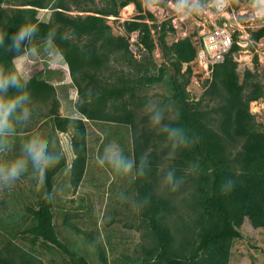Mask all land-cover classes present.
<instances>
[{
    "label": "trees",
    "instance_id": "obj_1",
    "mask_svg": "<svg viewBox=\"0 0 264 264\" xmlns=\"http://www.w3.org/2000/svg\"><path fill=\"white\" fill-rule=\"evenodd\" d=\"M10 1L13 7H5ZM98 1L101 6H96V0H0V35H5L4 45L0 46V72H16L14 59L46 41L67 63L79 94V100L74 105L70 101L67 113L62 114L59 85L44 76L46 69L25 79L31 95L29 113L38 121L45 118V125L52 128L55 137L59 132L70 133L74 157L69 165L63 153L60 162L49 169L36 204L25 203L31 222L22 233L59 248L68 257V264H90L86 253L60 238L55 224V177L65 171L76 190L88 168V122H114L130 126L132 149H124L123 153L134 161L132 199L139 208V228L146 229L142 232L147 238L141 244V256L123 253V264H229L232 244L242 236L240 228L245 220L249 219L255 228H264V126L256 121L249 107L252 101L264 98V83L249 69L240 81L234 54L244 48L234 33L225 61L214 65L211 79L206 80L209 86L205 94L214 104H204L205 97L191 98L187 88L191 63L197 57L192 38L169 44L166 38L175 28L168 21L152 25L145 22L147 17L153 21L156 17L145 9L143 0ZM130 3L135 4L138 13L126 20L124 27L128 34L138 32L137 43L144 50L141 58L135 57L129 38L114 34L104 17L118 16ZM74 7L94 13L72 14ZM40 9L49 10L50 16L40 19ZM24 23L38 25L39 31L31 44L16 52L8 45ZM152 28L158 33L159 43L153 38ZM251 37L260 41L264 25L252 31ZM157 46L166 59L161 64L153 55ZM113 59L129 65L132 74L117 73L110 64ZM185 63L187 69L183 71ZM48 68L54 71L59 67ZM170 69V101L175 104V115L169 118V111L161 109L160 104L141 115L140 109L150 103L140 89L164 82ZM14 92L9 89L10 95ZM64 97L68 99L67 94ZM156 111L163 113L162 126L160 122L152 124ZM168 126L184 130V138L176 147L165 131ZM22 129L28 132L27 126ZM44 134L31 135L27 143L45 147L49 133ZM118 139L125 142L124 137ZM170 170L175 172L178 186L166 180ZM20 195L22 199L27 197L25 192ZM13 197L3 201L6 208L0 205L1 220L6 219L7 207L16 203ZM22 199L17 202L22 204ZM122 205L129 207L127 201ZM19 207V213H7L6 221L19 224V219H26ZM65 217V226L81 231L70 220L71 213ZM82 232L96 248L100 262L109 264L99 239L93 232ZM0 264L45 263L33 251L8 238L0 248Z\"/></svg>",
    "mask_w": 264,
    "mask_h": 264
},
{
    "label": "rangeland",
    "instance_id": "obj_2",
    "mask_svg": "<svg viewBox=\"0 0 264 264\" xmlns=\"http://www.w3.org/2000/svg\"><path fill=\"white\" fill-rule=\"evenodd\" d=\"M229 1L230 6L228 12L224 14V21L229 25L232 32L237 34L238 44L244 48L234 54L235 60L239 63L240 81L243 80L245 71L249 69L256 72L259 80L264 83V37L258 42L251 37L252 31L264 25V0ZM213 2L214 0L204 2L201 0H143L145 9L151 11L156 17L155 21L147 17L145 22L152 25L154 22L161 24L168 21L175 28L174 32L169 31L166 38L169 44L185 37H191L195 45L198 46L201 33L204 32L205 28L211 26L210 14L212 9L209 6ZM9 3L5 7H13V2L10 1ZM14 3L16 4V2ZM101 5L96 0V6ZM129 7L122 8L118 16L107 15L104 17H106V21L111 26L114 34L125 35L129 38L132 52L135 57L141 58L144 55V50L137 43L138 32L128 34L124 27V22L132 19L138 13L134 3ZM71 13L87 15L94 12H81L74 7ZM38 16L44 20L50 16V11L40 9ZM152 33L155 41L159 43L158 33L154 28H152ZM53 49L50 43L42 41L35 49L27 50L26 53L14 59L16 67L14 73L25 80L38 71L46 69L47 73L44 76L50 78L54 85H59L57 90L58 98L61 101L60 112L66 114V105L70 104V101L74 105L79 100V94L70 77L67 63L59 56L57 50ZM153 55L159 64L166 61L159 46L156 47ZM110 64L119 74L123 72L128 75L132 74L129 65L124 62H116L113 59ZM50 65L59 68L53 71L48 68ZM191 65V81L187 88L191 98L198 100L205 97L204 104L210 103V105H213L215 101L210 100V96L205 94L209 86L206 80L212 77L211 69H207L205 64L197 60L193 61ZM186 69L187 63L183 65L182 70L186 71ZM172 73L173 71L170 69L164 82L140 89L141 95H147L150 103L146 108L140 109L141 115L156 109L159 104L161 109L167 108L169 118L175 115V104L170 101L172 88L169 81ZM105 74L107 75L108 72ZM66 94L68 99L64 97ZM249 107L251 113L255 115L256 121L264 126V98L252 101ZM31 115L30 113L27 122L17 126V133L13 141L14 147L12 151L4 154V158L14 161L20 153L31 145L30 142L27 143L31 135L45 136L44 132L46 131V134L49 133V135L45 138V147L43 146V148L45 150L51 148L61 154L64 153L70 165L74 157L70 141L71 134L59 132L58 137H55L54 134L52 135V128L48 129L45 125V118L38 121L37 118ZM152 124L155 125V122L152 121ZM24 126L28 127V132L23 131L22 127ZM42 127L47 130H43ZM88 128L91 151L87 172L79 187L76 190L73 189L67 174H64L65 171L55 177V224L59 230L61 240L73 247L77 246L81 252L86 253L90 264L103 263L99 260L96 248L88 242L89 238L82 232L85 230L93 232V236L99 239L105 248L109 264H123L124 257L122 255L141 256V244L147 239L143 237L142 232L146 229L139 228V208L132 199L131 182L136 178L135 172L134 168L130 172H118L110 164H100L98 160L105 149L109 147L120 150L132 149L130 126L106 121H89ZM114 135L118 138L124 137L125 142L122 141L123 143H121ZM128 158L131 159V156ZM169 161H166L164 165H167ZM22 192L27 193L25 199H22L24 196L20 195ZM41 193L42 191L34 192L26 186L24 189L10 195L7 190L0 187V205L2 209L5 207L3 201L6 198L14 196L13 198L16 200V203L12 204L13 206L7 207L6 219L8 212H10V215L19 213L20 205L22 215H26L23 222L22 219L18 220L19 224L0 219V248H3L8 238H11L24 248L33 251L45 264H68V257L59 248L42 240H33L31 235L22 233L31 222V216L27 214L24 205L25 203L36 204ZM18 199H22L24 202L20 204L17 202ZM124 201H127L129 207L126 206L127 208H125L122 205ZM67 213H71L70 220L81 231L70 229L64 225ZM0 216H2L1 212ZM240 229L242 236L235 239L232 244L229 264H263L264 228H255L249 219H246Z\"/></svg>",
    "mask_w": 264,
    "mask_h": 264
},
{
    "label": "clouds",
    "instance_id": "obj_3",
    "mask_svg": "<svg viewBox=\"0 0 264 264\" xmlns=\"http://www.w3.org/2000/svg\"><path fill=\"white\" fill-rule=\"evenodd\" d=\"M39 31L38 25L24 23L11 36L8 47L16 52L21 51L36 38ZM5 42V35H0V46ZM196 59V58H195ZM9 89H15L14 94H9ZM31 95L28 91V82L22 80L14 72H0V187L14 194L26 186L34 192L41 191L45 186L49 169L54 168L62 159V154L51 148L45 150L37 143L29 145L14 161L4 158V154L12 151L17 126L25 123L30 118L28 105ZM163 117L162 112H156L152 117L159 123ZM168 137L173 140L176 147L184 138V130L179 127H166ZM142 162H143V158ZM98 163L110 164L115 170L130 172L134 161L127 158L123 150L106 148L99 157ZM166 180L178 186L175 172L170 170Z\"/></svg>",
    "mask_w": 264,
    "mask_h": 264
},
{
    "label": "built area",
    "instance_id": "obj_4",
    "mask_svg": "<svg viewBox=\"0 0 264 264\" xmlns=\"http://www.w3.org/2000/svg\"><path fill=\"white\" fill-rule=\"evenodd\" d=\"M230 6L229 0H214L209 6L213 14L220 18V24L211 25L201 33L200 45L197 46V57L195 60L209 66L215 62L223 61L225 53L230 48L232 42V30L224 21V14ZM212 13L210 14V16ZM205 25V23H204ZM228 27H226V26Z\"/></svg>",
    "mask_w": 264,
    "mask_h": 264
},
{
    "label": "bare ground",
    "instance_id": "obj_5",
    "mask_svg": "<svg viewBox=\"0 0 264 264\" xmlns=\"http://www.w3.org/2000/svg\"><path fill=\"white\" fill-rule=\"evenodd\" d=\"M230 2V1H229ZM131 7L132 6V3L130 4V5H128L127 7ZM129 7V8H130ZM128 9V8H127ZM228 10H229V8H228ZM228 10L226 11V12H228ZM212 11V10H211ZM211 19H212V21H211V25H214L215 23L216 24H220V23H222L221 21H220V18L219 17H217L215 14H213V12H212V15H211V17H210ZM205 19H207V18H205ZM226 26V25H225ZM226 27H228V26H226ZM205 30H209V29H207V28H205L204 29V31ZM232 32V31H231ZM200 39H201V37H200ZM232 42H234V33L232 32ZM199 45H200V43H199ZM199 45H198V47H199ZM232 45H233V43L231 44V46H230V48L228 49V51L224 54V55H226L229 51H230V49L232 48ZM160 47V46H159ZM225 61V59L223 60V61H219V62H215V63H213V64H210L209 66H207V69H211V74H212V70H213V67H214V65H216V64H218V63H222V62H224Z\"/></svg>",
    "mask_w": 264,
    "mask_h": 264
}]
</instances>
